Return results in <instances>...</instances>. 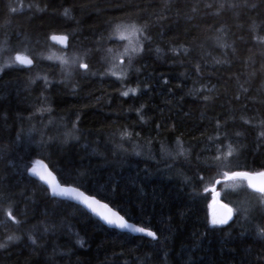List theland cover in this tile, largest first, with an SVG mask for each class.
<instances>
[{
	"label": "trees",
	"instance_id": "1",
	"mask_svg": "<svg viewBox=\"0 0 264 264\" xmlns=\"http://www.w3.org/2000/svg\"><path fill=\"white\" fill-rule=\"evenodd\" d=\"M45 2L0 0V66L12 63L16 51L31 56L29 49H36L35 66L31 72L12 73L6 77L13 81V90L5 104L7 111L0 112V122L7 117L9 128L0 147L9 149L10 158L6 161L0 158V175L9 176L17 171L13 167L17 160L11 157L17 153L25 155L23 138L28 137L30 128L34 126L35 132L31 134L37 139L40 134L62 136L71 131L74 113L79 112V141H70L72 146L64 152L32 153V165L36 160H46L62 183L75 186H78V180L68 182L76 180L73 171L86 170L85 187L90 186L98 198L107 195L112 182L118 181V194L110 201H104L129 221L153 231L160 229V243H148L152 238L106 226L93 214L91 219L79 213L67 217L71 232H78L85 241L83 247L76 244L67 227L45 233L43 225L57 219L53 216L55 204L49 198L50 192L49 196L44 194L41 181L39 189L22 182L13 190L23 195H17L9 202L12 205L10 210L15 215L17 203L21 210L27 209V223L23 230H31L42 247L31 256L33 249L26 246L30 241L25 238V244L12 246L8 253L0 255V264H25L26 259H30V264H44L49 259L55 264H77L78 261L80 264H242V261L252 260L261 247L254 234L255 226L261 223L259 215L250 212L247 219L240 216L232 227L222 226L226 229L224 232H211L203 238L197 235L212 227L210 223L205 225L206 218L211 221V189L213 186L216 189L223 187L225 181L215 185L209 174L201 172L205 181L199 183L194 179L198 170L196 162L189 166L179 157L165 162L161 145L169 151L176 150L179 146L175 138L179 136L187 149L189 142L195 145L197 140L213 135L210 121L214 115H225L230 124L235 122L230 131L241 132L247 145V152L239 162H247L253 170H258L259 161L264 159V138L259 136L264 128L256 125L264 116V107L249 103L245 112L242 105L229 104L227 98L247 89L254 101L264 99V44L256 39L257 35L264 37L262 18L254 11L229 7L241 0H135L137 4L145 5L147 12L161 14L166 19L153 28L152 53L141 54L142 61L141 57L133 60L134 67L140 71L135 74L129 71L120 81L119 68L105 59L104 50L123 51L127 44L135 46L138 41H143L131 31L125 32L126 38L121 39L119 34L107 29L105 22L117 16L125 17V23L139 24L140 21L129 19L124 12L114 8V0H59L65 7H71L73 3L88 5L82 13H73L82 22L84 35L95 40H100V36L92 37L90 33L104 35L100 51H92L85 58L84 62H88L91 71L96 73L85 82L81 79L82 69L71 60L69 67L58 59H68L76 50L62 49L50 39L55 33L72 32L76 28L75 21L69 20L63 28H49L48 18L41 19V14L36 12V6L43 7ZM13 8L16 11H12ZM34 32L47 33L48 38H41L37 46ZM22 33L28 35L27 40ZM181 45L187 49V55L182 49L172 51ZM156 48L160 49L159 53ZM49 56L52 59H48ZM197 65L200 66L199 73L195 71ZM114 71L116 75L111 74ZM29 77L34 84L25 83ZM44 77L52 82L47 90L43 85ZM162 77L169 81L167 85ZM145 83L151 86V91H143ZM138 85L141 91L130 92L128 97L119 95L121 91ZM213 87L219 92L208 93L212 100L203 102L198 90ZM142 103L145 107L141 114L149 125H142L137 115L136 110ZM252 116H257V120H253L252 125L244 124ZM169 117L173 122L180 120V128L177 132L156 136L151 131L152 122L160 123ZM125 130L133 133V139H121ZM137 132L139 137L135 136ZM180 132L183 135H179ZM17 134L22 139L19 147L13 150L12 140ZM203 147L205 144L201 143L192 151L198 153ZM134 151H140L142 155L136 156ZM149 152L154 159L146 158ZM210 175L216 176V173ZM28 176L32 177L29 172ZM185 180H191L194 187L187 186ZM192 191L199 194L195 202L190 198ZM248 191L251 193L250 189ZM250 198L248 209L255 205L254 199ZM32 200L35 203H31ZM6 207L8 205L0 203V240L15 231L14 225L3 222ZM239 209L241 207L234 210L237 216L240 215ZM45 212L47 217L43 215Z\"/></svg>",
	"mask_w": 264,
	"mask_h": 264
},
{
	"label": "snow or ice",
	"instance_id": "2",
	"mask_svg": "<svg viewBox=\"0 0 264 264\" xmlns=\"http://www.w3.org/2000/svg\"><path fill=\"white\" fill-rule=\"evenodd\" d=\"M112 6L117 10L124 12L129 19L135 18L140 21V23H125V17L117 16L105 22L107 29H111L113 33L119 34L121 39L126 38L124 36L125 32L131 31L137 37L142 38L143 41V43L138 41L135 46L125 47L123 51H113L112 49L104 50L105 59L114 67L119 68L121 72L119 79L120 81H123L129 71L134 74L140 71L139 68L134 67L133 60L136 57H141L142 61L141 54L147 56L152 53L153 43L155 42L152 34L153 28L161 20L166 19V17L161 14L147 12L145 5L137 4L135 0H132V2L114 0ZM29 7L31 8L32 5H29ZM87 7L88 5L86 4L75 3H73L71 7H65L64 4L59 3V0H46L43 7H40L39 5L36 6V12L41 14L40 18H48L47 23L49 28H63L67 25L69 20L75 21L76 28L72 32L59 37L51 35L50 38L52 40H58L61 44H64L66 49L69 51H72L73 49L76 50L73 51V55L68 59H64L63 57H58V59L61 60L62 64L68 65L69 67L71 66L69 63L71 60L77 68L82 69L81 79L85 82H87L90 76L96 75V73L91 71L90 64L88 62H84L85 58H88L90 52L92 51H100L103 47L104 40L103 33L97 32L89 34L92 37L97 35L100 36V40H95L94 38L89 39V36H85L82 22L77 20L76 15L73 14L74 12L82 13ZM221 7H224V5H221ZM229 7L244 8L256 12L262 18L261 25L264 26V0H241L240 3H232ZM137 9H139V12L136 11ZM195 10L196 9L193 6V11ZM12 11H16V9L13 8ZM153 16L156 17L155 20L152 19ZM117 21L120 22L117 23ZM29 27L31 28V21H29ZM261 30H264V27H262ZM23 35L25 40H27L28 35ZM69 36H71V42H69ZM78 36L83 37V39L78 40ZM41 38H48V34L34 32L33 39L37 46L40 45ZM256 39L260 44H264V37L257 35ZM181 49L184 54L187 55V49H183V45H181L179 49L173 48L172 51L178 52ZM155 51L159 53L160 49L156 48ZM29 52L31 53L32 58H30L29 55H24L19 51H16L12 63H6L3 66H0V112L7 111L5 104L8 103V98L11 96L13 90V81L6 79V77L10 76L12 73L31 72L35 66L36 49H29ZM77 52L79 54H77ZM48 59H52V57L49 56ZM217 63L220 62L217 61ZM195 71L197 73L200 72L199 65L196 66ZM111 74L116 75L117 73L114 71ZM19 79L20 78L17 77V80ZM161 79L165 85L169 83L167 79H163V77ZM25 83L31 85L34 84L35 81L29 77ZM60 83L63 84L64 82L62 81ZM43 85L44 89L47 90L52 86V82H50L47 77H44ZM138 91H141L139 85L137 88H128L127 90L121 91L119 95L121 97H128L130 92L135 94ZM143 91H151V86L145 83ZM169 91H171V89H169ZM213 91H216L217 93L219 92L218 89L213 87L198 90V95L203 102L207 103L212 100V97H210L208 93ZM75 92L76 89L73 88V93ZM97 99L99 100V98ZM227 102L229 104L242 105L245 112L248 111L249 103H258L261 107H264V99L254 101L247 89H244L242 94L228 97ZM109 103H111V101H109ZM144 107L145 105L142 103L136 110L137 115L142 125H149V121L145 120L144 115L141 114L143 113ZM48 110L51 111L50 108ZM74 115L75 120L72 122L71 131L63 133L62 136L45 137L43 134H40V138L37 139L31 134L32 132H35L34 126L30 128L28 137L23 138L26 145L25 155L17 153L15 157H11L12 159L17 160V163L13 165L17 171L11 173L9 176L0 175V203L8 205V207L3 209V222H7L15 226L14 232L7 234L6 239L0 240V255L8 253L10 247L12 246H21L22 244H25V238L27 241H30V244H27L26 246L33 249L30 254L31 256L36 255L37 253L35 250L42 247V245L38 243L37 236L33 234L31 230H23V226L27 223V209L25 208L24 210H21L17 203L16 214L13 215V212L10 210L12 205L9 202L13 201L17 195H23V193L17 194L13 190L15 187L20 186L22 182H27L29 185L39 189L41 187L39 181H43L44 194L49 196L50 192L49 198L52 199L55 204L53 216L57 217V219H52L43 225V232L45 233L55 232L58 228L67 227L70 234L75 237L76 244L83 247L85 241L82 237H80L78 232H71L72 226L67 224V217L73 213H79L84 218L91 219L92 214H94L97 221L103 222L105 225L113 226L117 229H131L135 232L143 233L145 236L152 238L148 241V243L159 245L160 239L158 237V232L160 229L153 231L145 227H135L134 224L128 222L124 215L120 214V211H113L112 207L109 206V202L102 203V200L110 201L112 196L118 194L120 190V183L118 181L112 182L108 188L107 195L97 198V195L92 193L90 186L85 187L88 177V172L86 170L81 171L80 169H75L73 171V175L76 177V180L68 182L76 183L78 180L79 183L77 187L60 188L59 185L53 183L54 178L52 177L51 172H47L46 174L40 173L37 171L36 167L32 166V153H36L37 151L51 152L53 150L64 152L68 147L72 146L69 143L70 141H79L80 133L77 125L80 122V114L77 112L74 113ZM185 115L188 114L185 113ZM253 120H257V116H252L245 120L244 124L252 125ZM181 123L182 122L180 120L173 122L171 117L162 119L160 123H155L153 121L151 131L155 132L156 136H161L164 132H177ZM210 123L213 128L212 136L197 140L195 145L189 142L187 149L183 147V143L179 140V136H177L175 139L179 147L176 150L169 151L164 149L163 145H161V153L165 162L175 161L179 157L183 158L184 162L190 166L192 162L195 161L198 170L194 173V179L201 184L205 181V176L201 175V172L209 174V178L215 185H220L223 181L240 180L241 182H245L244 190H251L249 195L255 201L254 207L251 209H239L240 215L237 216L229 204H221L220 206L225 209V213L220 217L213 215L210 222L206 218L205 225L207 226L210 223L212 227L209 228L207 232L203 234L198 233L197 235L203 238L211 232H224L226 229L222 226L227 225L229 228L232 227L237 220L240 219V216L247 219L250 212L258 214L261 219V223L255 226L254 234L261 242V247L252 260L242 261V264H264V159L259 161L258 170H253L247 162L240 163V158L247 152V145L244 143V137L241 132L230 131V128L233 127L235 122L233 121L230 124L229 121L225 119V115H214ZM256 126L264 128V116H261L258 119V124ZM8 132V120L7 117H5V119L0 122V142H2L4 134ZM139 135V132L135 133L136 137H139ZM179 135H183V132H180ZM259 136L260 138H264V131H260ZM125 138L128 140L133 139V133L125 130L121 134V139L123 140ZM21 139L20 134H17L16 138L12 140L13 150H15L16 147H19ZM193 139L196 138L193 137ZM148 143H151V138H149ZM201 143L205 144V147L201 148L198 153L192 151L194 147H199ZM256 144L259 146V141H257ZM32 145H35L36 147L33 148ZM209 153H211L210 157L208 156ZM133 154L136 156L142 155L140 151H134ZM262 155H264V153H262ZM0 158H4L5 161L10 158L9 149L7 147H0ZM146 158L154 159L150 152ZM35 163L40 165L41 161L36 160ZM29 170H31L32 173L31 178L28 176ZM213 172L216 173V176L222 177V179L216 178V176H211L210 174ZM36 177L39 179L37 180ZM185 184L187 186L194 187L191 180H185ZM82 188L83 190H81ZM211 191L215 193L216 188L213 187ZM33 195H35V193H33ZM216 195L218 196L219 193H216ZM227 196L228 194L226 193V199ZM56 197H67L69 199L56 200ZM190 198L195 202L199 198V194L196 191H192ZM69 201H75L76 203H71ZM30 202L35 203L34 200ZM81 205L83 206V209L80 207ZM43 215L47 217L48 213L45 212ZM234 216L236 217L235 219ZM17 232L22 234L17 235ZM241 235H243V233H241ZM25 264H30V259H26ZM44 264H55V261L49 259L44 262ZM77 264H80V262L78 261Z\"/></svg>",
	"mask_w": 264,
	"mask_h": 264
},
{
	"label": "water",
	"instance_id": "3",
	"mask_svg": "<svg viewBox=\"0 0 264 264\" xmlns=\"http://www.w3.org/2000/svg\"><path fill=\"white\" fill-rule=\"evenodd\" d=\"M52 35H56L57 37H59V36L64 35V34L55 33V34H52ZM50 39H51V38H50ZM51 41H52V43H54L55 45L61 47L62 49H66L65 45H64V44H61L58 40H52V39H51ZM29 57L32 58L31 56H29ZM32 166H33V167H36V168H37V171L40 172V173H44V174H46L47 172H51V173H52V177L54 178V179H53V183L59 185L60 188H65V187H77V186L72 185V184H65V183H62V182L60 181V179H59L57 173H56V172H55V171L49 166V164H48V162H47L46 160H41V164H40V165H37L36 163H34ZM29 173H30V175L32 176L31 170H29ZM36 179H39V178L36 177ZM41 182L43 183V181H41ZM213 187H215V186H213ZM81 190H83V189H81ZM216 193H218L217 190H216V192L214 193L215 199H214V201H213L212 204H211V208H212V211L216 214V216H217V217H220V216H222V215L225 213V209L222 208L220 205H221V204H228V203H226L225 201L219 199V197L216 195ZM86 194H87V193H86ZM59 198H62V199H69V198H67V197H59ZM97 198H98V197H97ZM73 202H75V201H73ZM103 202H106V201L102 200V203H103ZM75 203H76V202H75ZM81 206H82V205H81ZM109 206L112 207L113 211H118L116 208H114V207L111 206L110 204H109ZM229 206H230V205H229ZM120 214H121V213H120ZM93 215H94V214H93ZM121 215H122V214H121ZM127 220H128V219H127ZM128 222L131 223V224H134L135 227H144V226H141V225H139L138 223H135V222H133V221H129V220H128ZM102 223H103V222H102ZM103 224H104V223H103ZM106 226H108V225H106ZM109 227L114 228L113 226H109ZM145 228H147V227H145ZM115 229H117V228H115ZM117 230H119V231H125V232H130V233H132V234H134V235H144L143 233H138V232H135V231H133V230H131V229H117ZM151 230H152V229H151Z\"/></svg>",
	"mask_w": 264,
	"mask_h": 264
},
{
	"label": "rangeland",
	"instance_id": "4",
	"mask_svg": "<svg viewBox=\"0 0 264 264\" xmlns=\"http://www.w3.org/2000/svg\"><path fill=\"white\" fill-rule=\"evenodd\" d=\"M127 47H130V44H127ZM20 53L26 55L24 52H20ZM244 185L245 184L241 182L240 180L225 181L223 183V187L216 189L217 192L219 193L218 195L219 199L228 203L232 207L233 210H236L237 207L249 208L250 201H251V198H250L251 196L249 195L250 191L248 190L245 191ZM226 193L228 194L227 199L225 198ZM214 199H215L214 192H212L211 204L214 201ZM213 215L216 216V214L212 211V208H211V219Z\"/></svg>",
	"mask_w": 264,
	"mask_h": 264
}]
</instances>
